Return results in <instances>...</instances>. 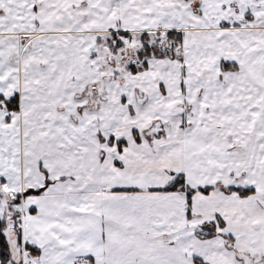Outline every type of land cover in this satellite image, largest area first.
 <instances>
[{
  "label": "snow or ice",
  "instance_id": "snow-or-ice-1",
  "mask_svg": "<svg viewBox=\"0 0 264 264\" xmlns=\"http://www.w3.org/2000/svg\"><path fill=\"white\" fill-rule=\"evenodd\" d=\"M0 264H264V0H0Z\"/></svg>",
  "mask_w": 264,
  "mask_h": 264
}]
</instances>
